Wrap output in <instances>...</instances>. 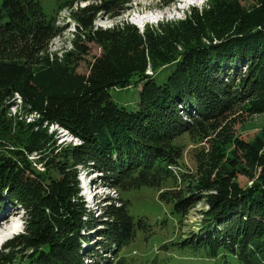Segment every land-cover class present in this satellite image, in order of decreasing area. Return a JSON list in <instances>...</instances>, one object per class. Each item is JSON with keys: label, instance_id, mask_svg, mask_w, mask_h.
I'll list each match as a JSON object with an SVG mask.
<instances>
[{"label": "trees", "instance_id": "obj_1", "mask_svg": "<svg viewBox=\"0 0 264 264\" xmlns=\"http://www.w3.org/2000/svg\"><path fill=\"white\" fill-rule=\"evenodd\" d=\"M52 1L74 25L60 56L48 51L60 28L42 0H0V201L22 208L25 221L1 249L0 264L95 260L96 249L82 246L84 230L97 221L79 195V169L87 165L106 172L120 192L156 189L180 223L203 204L200 233L180 246L202 247L208 260L222 256L224 264H264V128L250 141L229 128L236 115H264V0H206L184 19L142 32L125 22L94 28L98 16H119L130 0ZM85 40L102 54L80 76ZM170 65L175 70L156 82ZM133 79L142 90L129 111L109 90L129 88ZM14 99L20 105L12 114ZM53 126L80 145L64 150ZM184 137L195 146L194 170L184 166ZM238 176L248 184L240 186ZM121 202L98 218L105 244L118 250L135 228L145 229Z\"/></svg>", "mask_w": 264, "mask_h": 264}, {"label": "rangeland", "instance_id": "obj_2", "mask_svg": "<svg viewBox=\"0 0 264 264\" xmlns=\"http://www.w3.org/2000/svg\"><path fill=\"white\" fill-rule=\"evenodd\" d=\"M167 1L169 0H130L121 15L114 17L102 14L98 16L93 23L94 28L105 29L123 22L135 27H143L144 25L155 26L159 22L167 21V19L170 22L180 21L189 14L191 7H200L206 2V0H172L173 2L168 4ZM248 4L249 2H244V5ZM86 5L88 3H81L77 8ZM42 6L47 16L56 17L57 26L60 28L59 34L49 43L48 51L50 54L60 56L70 49V43L74 36L73 21L69 17L68 10L57 13L52 0H42ZM143 18H146L145 22L139 24L138 21ZM82 45L88 48V52L78 62L75 73L80 76H87L94 60L102 54V49L95 43H87L86 40ZM174 70L175 65L160 70L155 77L156 82H163ZM141 90L142 85L133 79L129 88L111 89L109 94L118 106L131 111L136 108ZM14 103L10 110L12 114L18 112L20 105L17 99H14ZM230 123L231 134L244 141H250L264 128V115L247 116L240 114L232 117ZM49 131L57 139L58 145L62 143L64 150H68L66 145L72 147L80 145L78 139L65 131L56 128H49ZM180 142L186 146L183 153L184 166L188 170H194L195 163L191 159L190 152L195 146L186 137L181 138ZM92 168V165L80 168L78 180L81 189L79 195L86 204L85 208L89 210V215L97 220L94 222L96 227L93 230H84L87 239L82 246L89 250L95 248L97 256L92 261L90 258L84 259L83 264H116L119 260L122 261V264H218V261L220 264H224L226 262L222 256H219L216 261L208 260L202 247L192 244L183 246L178 244L179 242L190 241L200 233L202 228L200 211L205 209L203 204L196 206L180 223V217L172 213L171 206L158 200L156 189L141 187L120 192L111 185V180L106 172ZM178 171L179 169H173L174 173ZM237 181L242 187L248 184L247 179L242 176H238ZM121 201L128 202L129 216L133 218L135 223L138 219L142 220L145 223V229L135 228L133 240L118 250L115 243L105 244L106 241L100 234L104 230L105 223L101 221H105V219L99 221L98 218L102 217L104 206L110 203L120 206ZM0 202L3 205L2 209L0 207V222L3 216L11 221L9 224L7 221L5 230L0 229V236L3 233H8L7 230L9 233H13L2 239L0 242L1 251L3 246L13 237L25 231V221L22 208L10 204L7 200ZM98 242H102V248L96 246ZM9 245H11L10 242ZM106 252L110 253L106 254ZM15 264L20 263L15 262ZM229 264L233 263L229 261Z\"/></svg>", "mask_w": 264, "mask_h": 264}, {"label": "bare ground", "instance_id": "obj_3", "mask_svg": "<svg viewBox=\"0 0 264 264\" xmlns=\"http://www.w3.org/2000/svg\"><path fill=\"white\" fill-rule=\"evenodd\" d=\"M145 20H146V18H145V19L143 18V19H140V21H138V22H139V24H143V23L145 22ZM2 221H3V222H2ZM7 221H8V224L11 222V221L9 220V218L3 216V218H2V220H1V222H0V229L5 230V225L7 224ZM7 232H8V233H3V235L0 236V242L2 241L3 238H5L6 236H8V234H9V235H10V234H13L12 232L9 233V230H7Z\"/></svg>", "mask_w": 264, "mask_h": 264}, {"label": "clouds", "instance_id": "obj_4", "mask_svg": "<svg viewBox=\"0 0 264 264\" xmlns=\"http://www.w3.org/2000/svg\"><path fill=\"white\" fill-rule=\"evenodd\" d=\"M193 7H195V6H193ZM192 8V7H191ZM167 21H169L168 19H167ZM134 24V23H133ZM136 25V24H135ZM137 26V25H136ZM145 26L146 25H144L143 27H136V28H138L141 32L143 31V29L145 28ZM53 128H56V129H59V130H61V131H65L67 134H69L66 130H63V129H60V128H58V127H56V126H53ZM70 135V134H69Z\"/></svg>", "mask_w": 264, "mask_h": 264}]
</instances>
